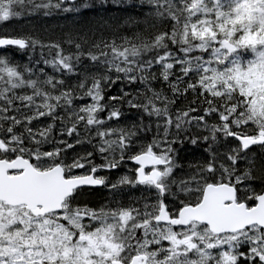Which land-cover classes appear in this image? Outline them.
Returning a JSON list of instances; mask_svg holds the SVG:
<instances>
[{
    "label": "snow or ice",
    "instance_id": "6c2138e0",
    "mask_svg": "<svg viewBox=\"0 0 264 264\" xmlns=\"http://www.w3.org/2000/svg\"><path fill=\"white\" fill-rule=\"evenodd\" d=\"M0 264H264V0H0Z\"/></svg>",
    "mask_w": 264,
    "mask_h": 264
}]
</instances>
